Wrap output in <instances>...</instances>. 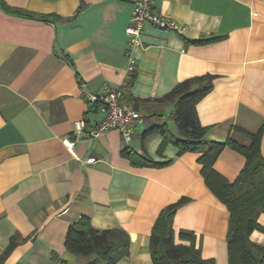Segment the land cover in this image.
Wrapping results in <instances>:
<instances>
[{
	"label": "crops",
	"instance_id": "1",
	"mask_svg": "<svg viewBox=\"0 0 264 264\" xmlns=\"http://www.w3.org/2000/svg\"><path fill=\"white\" fill-rule=\"evenodd\" d=\"M153 12L180 32L145 24L140 46L126 56L129 0H0V256L3 264H86L68 253L66 232L82 216L97 231L121 229L129 254L117 264H153L149 238L160 212L180 199L172 220L174 241L190 231L204 259L229 264V213L201 176L198 154L178 155L151 128L179 139L174 106L154 99L178 83L214 76L212 90L196 105L208 141L231 139L248 147L261 133L264 156V0H154ZM120 89L141 122L130 143L111 129L96 138L74 134L102 118L83 92ZM128 98V100H127ZM65 142L72 143L69 150ZM133 155L165 167H146ZM94 158L95 163H87ZM244 157L225 148L214 170L233 182ZM264 228V213L257 219ZM251 242L264 246V234Z\"/></svg>",
	"mask_w": 264,
	"mask_h": 264
},
{
	"label": "trees",
	"instance_id": "2",
	"mask_svg": "<svg viewBox=\"0 0 264 264\" xmlns=\"http://www.w3.org/2000/svg\"><path fill=\"white\" fill-rule=\"evenodd\" d=\"M215 77L205 75L185 80L174 86L166 95L154 99L158 104L174 106L173 121L179 139H174L164 127L147 130L143 138L158 133L163 143L177 147L178 155L186 152L198 154L201 176L213 195L225 206L229 213L226 249L229 264H264V246L251 242L253 231L264 234L257 219L264 213V156L260 150L261 133L247 134L251 143L245 147L227 139L224 142L208 141L205 136L208 128L201 126L196 114V105L213 88ZM128 100V98H127ZM137 111L141 102L131 99ZM225 148H231L244 157V167L233 182L227 181L213 168L217 157ZM124 150L134 162L146 167H165L170 161L156 163L147 156H136ZM187 202L180 199L163 209L157 217L149 238V254L153 264H215L213 259H204L199 248L195 247V237L190 231H181L178 238L188 245L176 244L172 220L176 210ZM16 246L12 238L9 246L0 256V264ZM66 251L77 257L88 258L86 264H117L129 254V237L121 229L97 231L91 227L87 217L82 216L69 226L65 238Z\"/></svg>",
	"mask_w": 264,
	"mask_h": 264
},
{
	"label": "built area",
	"instance_id": "3",
	"mask_svg": "<svg viewBox=\"0 0 264 264\" xmlns=\"http://www.w3.org/2000/svg\"><path fill=\"white\" fill-rule=\"evenodd\" d=\"M132 4L131 23L125 29L128 37V50L126 56L129 59L131 68L134 66L132 51L140 46V35L145 24H149L159 29H169L180 32L178 25L170 19L158 16L153 12L154 0H129ZM87 101L98 105L102 118L98 125L88 131H84V121H78L74 124V134L79 137L96 138L105 132L115 129L120 133L121 139L125 144L132 140L134 124L141 122V114L126 106L121 99L120 89L105 87L98 94H89L83 92ZM65 146L70 150L72 143L65 142ZM94 158L87 159V163H95Z\"/></svg>",
	"mask_w": 264,
	"mask_h": 264
}]
</instances>
